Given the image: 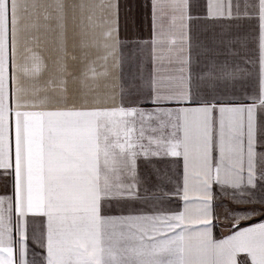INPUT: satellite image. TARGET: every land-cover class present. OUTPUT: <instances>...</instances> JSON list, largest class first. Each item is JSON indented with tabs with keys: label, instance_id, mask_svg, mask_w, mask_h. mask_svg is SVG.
<instances>
[{
	"label": "snow or ice",
	"instance_id": "snow-or-ice-1",
	"mask_svg": "<svg viewBox=\"0 0 264 264\" xmlns=\"http://www.w3.org/2000/svg\"><path fill=\"white\" fill-rule=\"evenodd\" d=\"M189 10L190 0H152V72L137 77L155 105L147 110L126 104L123 86L119 104L96 93L88 80L106 72L95 61L70 93L66 70L39 86V58L22 57L52 30L63 47L71 24L83 49L103 50L105 68L110 58L122 67L119 0H0V172L14 178L13 195L0 196V264H242L240 254L264 264V219L225 239L212 232L217 200L238 206L221 205L237 224L264 217V0H207V19L257 21L258 55L232 50L246 49L239 35L214 34L227 51L205 45L195 78ZM253 69L257 94L225 102ZM167 157L182 159V185L142 195L139 161ZM172 196L182 210L161 207ZM29 217L44 218L31 237Z\"/></svg>",
	"mask_w": 264,
	"mask_h": 264
},
{
	"label": "crops",
	"instance_id": "crops-1",
	"mask_svg": "<svg viewBox=\"0 0 264 264\" xmlns=\"http://www.w3.org/2000/svg\"><path fill=\"white\" fill-rule=\"evenodd\" d=\"M76 2H79V0H76ZM85 2L98 3L99 0H85ZM119 5L120 37L123 42L122 52L125 58L122 67H116L110 58L107 62V68H105V62L101 59L103 50L96 48L83 49L81 47V36L78 34V30L74 31L70 24L63 47L61 45V38L55 30H52L42 34L38 44L29 45L32 49L31 52L25 51L22 53V57L35 53L43 65L42 71L37 78L38 85H46L49 80L59 76L62 71L66 70L69 77V91L70 93L75 92L80 87L82 73L86 72L88 66L95 61L97 72H106V75H101L98 79L88 80L89 85L93 87L96 93L106 97L110 104H119L123 86L126 104L139 105L144 109L152 110L155 105L150 103V90L147 87H141L143 81L137 78L142 74L144 80H146L152 72L149 49L146 47L147 42L152 38L153 32L152 0H119ZM241 10H243V7ZM189 11L193 19L188 22L190 26V46L186 49V55L190 59V67L194 78L205 67L208 58L205 45L216 48L221 53L227 51V44L213 45L211 43L210 38L214 34L219 38L220 34L223 33V39L225 41L239 35L244 39L246 49H241L239 44H233L231 45L232 50L240 51L241 55H244V52L248 51L253 59H256L258 55V28L255 19L251 21L207 19V0H190ZM224 58L223 55L219 56L221 60ZM229 59L234 58L229 57ZM21 62H23L22 58ZM168 67L165 62L164 67L160 69L161 74H165V70ZM172 67H175V65ZM241 67L246 66L241 64ZM256 85V70L253 69L252 79L243 87L238 85L234 93L228 94L223 99L225 102H239L246 95L257 94L258 90ZM162 107L175 110L178 106L176 104H169L162 105ZM156 169H159L162 174L160 180H157L155 175H153ZM139 171L145 180L144 185L141 186L142 195L144 194V187L150 190V195L151 189L156 186H158V191L162 194L163 192L172 193L182 185L183 161L180 158H154L147 162L142 159L139 161ZM13 191V176L0 172V196H12ZM161 207L169 212H176L182 210L183 201L172 196L170 199L166 198L161 204ZM247 207L258 208L260 206L249 205ZM215 216L217 218L213 220L212 232L216 240L225 239L234 232L249 227L254 223H259L261 219H264L262 216H256L250 220H240L237 224L236 219L232 215L230 216V221L223 219L222 214L217 216L215 213ZM43 219L41 217H29L30 237L33 228L42 227ZM28 243L31 252L43 253V250L31 238ZM29 258H31V255ZM245 258V254L238 256V260L242 264Z\"/></svg>",
	"mask_w": 264,
	"mask_h": 264
},
{
	"label": "rangeland",
	"instance_id": "rangeland-1",
	"mask_svg": "<svg viewBox=\"0 0 264 264\" xmlns=\"http://www.w3.org/2000/svg\"><path fill=\"white\" fill-rule=\"evenodd\" d=\"M223 204H228V206H229V208H232V209H235V208H237L238 206L237 205H233V204H231L229 201H227V200H217L216 201V205H217V207H216V210H215V213H216V215L217 216H219L220 214H222V216H223V219H225V220H229L230 221V214L228 213V212H226L225 210H224V208L223 207H221V205H223ZM240 208H244V207H247V206H243V205H241V206H239ZM257 216H259V215H257ZM254 217H256V216H254ZM235 218V217H234ZM236 219V218H235Z\"/></svg>",
	"mask_w": 264,
	"mask_h": 264
}]
</instances>
